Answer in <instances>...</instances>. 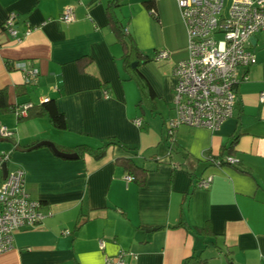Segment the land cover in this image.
Instances as JSON below:
<instances>
[{"label": "crops", "instance_id": "1", "mask_svg": "<svg viewBox=\"0 0 264 264\" xmlns=\"http://www.w3.org/2000/svg\"><path fill=\"white\" fill-rule=\"evenodd\" d=\"M145 1L111 9L115 0H0V90L9 105L48 98L66 123L59 130L46 116L19 120L0 111V127L13 132L0 137V157L8 156L0 183L5 170H23L24 189L44 215L13 232L0 264H105L120 252L125 264H183L190 256L202 264H264V30L250 41L255 60L240 70L246 79L235 86L232 117L215 131L181 126L170 140L173 69L186 56V32L174 0H154L151 9ZM66 6L73 22L60 20ZM11 13L19 32L30 27L18 42L1 27ZM110 15L147 57L132 70L124 67ZM160 50L169 57L155 60ZM20 62L37 69L29 85ZM109 139L115 143L98 159L67 151L95 150ZM43 141L77 157H60ZM208 155L236 162L214 165ZM123 158L139 169H127ZM207 176L209 188H199Z\"/></svg>", "mask_w": 264, "mask_h": 264}, {"label": "built area", "instance_id": "2", "mask_svg": "<svg viewBox=\"0 0 264 264\" xmlns=\"http://www.w3.org/2000/svg\"><path fill=\"white\" fill-rule=\"evenodd\" d=\"M178 7L181 22L186 32V56L175 63L173 73V115L166 122L167 138L173 140L176 130L181 126L217 130L231 118L235 106V86L246 76L240 75L242 68L251 65L255 58L250 50V37L264 30V0H174ZM60 20L70 23L75 20L74 9L66 6ZM1 27L15 41L26 36L30 27L19 32L16 15L7 16ZM127 33V28H124ZM169 57V51L156 52L154 59ZM23 74V82L29 85L37 76V69L20 62L17 66ZM105 96L107 95L104 92ZM264 103V91L258 95ZM44 98L41 101L47 102ZM31 103L18 106L13 112L17 117L26 116ZM134 122L139 125L140 119ZM13 132L0 127V137L9 138ZM6 154L0 157L5 163ZM206 161L212 160L206 156ZM224 162L234 164L236 159L224 157ZM220 165L219 160H213ZM126 181L133 177L126 175ZM212 177L198 180L197 186L208 189ZM40 204L32 199L24 189V172L19 168L6 172L0 183V254L13 247V232L32 227L41 222L44 215ZM65 233H68L65 231ZM103 246V242H99ZM124 254L106 258L105 264H125Z\"/></svg>", "mask_w": 264, "mask_h": 264}, {"label": "trees", "instance_id": "3", "mask_svg": "<svg viewBox=\"0 0 264 264\" xmlns=\"http://www.w3.org/2000/svg\"><path fill=\"white\" fill-rule=\"evenodd\" d=\"M120 1H122V0H115V4L111 5V9L113 7H117L119 5ZM153 2H154V0H147L144 3L148 9H151L153 6ZM109 19H110V25L115 30V32L118 36V39H119L121 45L123 46L124 67L132 70V68H131L132 62L135 61L138 63L142 59L147 60V57L142 55L141 52L136 48L132 39L128 36V33L124 32V28L122 26H120L119 22L111 15H110ZM5 65H6L7 69H9V70L12 69V66L10 65L9 62L6 61ZM135 78H136L137 82H139L138 85H140V87H143L144 89H146L147 94H152L150 87L148 86L146 81L143 79V77L139 73H136ZM20 105H22V104H20ZM20 105H17V104L16 105H9L7 103L5 91L0 90V111L1 112H4V113L5 112H14L15 109ZM26 113L27 114L25 117H27V118L31 117V116H37V115L46 116L54 128L59 129V130H65L66 129V123H65V119H64L63 114L58 112L54 102L50 99L47 102H42L38 106L33 105V106L29 107L26 110ZM18 119L21 120V119H23V117H18ZM235 142H236V138H233L230 145L228 147H224L222 152L223 151L229 152V150L232 148V146L235 144ZM114 143H115V141L113 139H109L106 142H104L99 148H97L95 150H92L91 148H89L88 146H85V145H79V146H76V147L72 148L71 150H67V151L77 152L79 154V156H82L84 153H87V154L93 156L94 158L98 159V158L102 157V155L105 152V149L109 145L114 144ZM31 147L32 146H30L26 149H30ZM226 155H228V153ZM213 160H219L220 165L225 163L224 158H222V157H217V158L212 157V160H208V161L213 164ZM120 163H122L127 169H129V168L139 169L137 166L133 165V163L130 159H127V158L120 159ZM130 173H132V172H130ZM132 174H130V175H132ZM133 178L135 179L134 175H133ZM183 225H184L183 222H178L175 225V227L183 226ZM195 230H196V232H198L200 234H204V229L195 228ZM202 263H204V260L199 259V257L190 256L189 258H187L184 261L183 264H202Z\"/></svg>", "mask_w": 264, "mask_h": 264}, {"label": "water", "instance_id": "4", "mask_svg": "<svg viewBox=\"0 0 264 264\" xmlns=\"http://www.w3.org/2000/svg\"><path fill=\"white\" fill-rule=\"evenodd\" d=\"M253 39V36L250 37V41ZM136 64L135 62L132 63V67H135ZM43 144L47 145L48 147H50V149L52 150V152L60 157H64V158H68V159H73V158H76L77 157V154L76 153H65V152H62L60 150H58L56 148V146L51 143V142H48V141H43L42 142ZM5 164H3L4 166ZM5 173H6V170H5Z\"/></svg>", "mask_w": 264, "mask_h": 264}]
</instances>
